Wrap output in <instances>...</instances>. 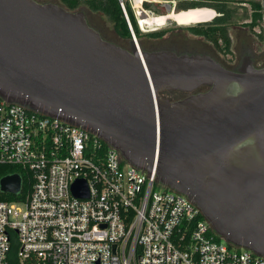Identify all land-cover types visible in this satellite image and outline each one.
Segmentation results:
<instances>
[{"label": "water", "instance_id": "1", "mask_svg": "<svg viewBox=\"0 0 264 264\" xmlns=\"http://www.w3.org/2000/svg\"><path fill=\"white\" fill-rule=\"evenodd\" d=\"M172 91L188 95H163ZM0 98L100 137L186 196L219 237L264 257V66L244 56L230 69L207 53L144 50L132 38L126 48L83 9L0 0ZM21 184L6 175L0 191ZM71 191L88 196L82 179Z\"/></svg>", "mask_w": 264, "mask_h": 264}, {"label": "built area", "instance_id": "2", "mask_svg": "<svg viewBox=\"0 0 264 264\" xmlns=\"http://www.w3.org/2000/svg\"><path fill=\"white\" fill-rule=\"evenodd\" d=\"M154 1L119 0L137 45L126 5L145 31L155 16L142 5ZM0 163L18 165L30 183L21 199L0 200V264H264L219 237L154 171L79 126L2 98ZM77 179L87 197L73 195Z\"/></svg>", "mask_w": 264, "mask_h": 264}, {"label": "flooded vegetation", "instance_id": "3", "mask_svg": "<svg viewBox=\"0 0 264 264\" xmlns=\"http://www.w3.org/2000/svg\"><path fill=\"white\" fill-rule=\"evenodd\" d=\"M246 1L251 8V19L250 21H243L241 25L232 24L235 8V6L233 5L235 4V2L233 0H170L169 2H164L168 5V12H166L165 9L163 10V13L168 15L164 17H167L168 25H166V29L160 36L152 33L150 36H148L149 40H140V42L138 41V43L144 50L166 48L172 49L177 53H207L214 57L223 66L230 69H237L238 67H240L243 64L244 56H247L250 61L253 62V64L256 66H264V26L261 18L256 19L255 24L251 25L254 21V13L257 12L252 8V1L256 0ZM202 2L205 4L199 5ZM238 3L244 4V2L242 1H239ZM180 5H194L193 7H201L205 9L207 8L215 12L216 14L214 17L219 18V20L213 18L210 19L207 23H201L199 25L195 24L190 27L177 26L174 24L177 19L174 17L170 18V16H172L170 15V12L173 13L177 8H179ZM190 6L187 9L193 8ZM194 10L195 9L182 11L192 13L194 12ZM209 10H206L208 14H205V17H209L211 15V11ZM164 18L159 19L161 24L164 22ZM204 19L205 18L197 19L196 16H193V18L190 19L188 23L200 22ZM200 27H204L206 29L210 27L215 29V31L218 33H220V30L223 29L226 37L228 38V44L224 43L222 38H220L218 42H215L211 38L209 39L205 34L198 33L197 29ZM256 27H259V30H254ZM230 28H233V31L235 30L234 33H232L233 37L231 36ZM99 30L104 38L128 48L129 39L122 38L116 35L117 40H113L108 36L106 32L103 31V29L102 31L101 29ZM159 37H163V44H159ZM199 90L202 89L200 88L196 91ZM163 95L168 97L170 100H175L178 98H182L188 94L180 91H172L164 92Z\"/></svg>", "mask_w": 264, "mask_h": 264}, {"label": "trees", "instance_id": "4", "mask_svg": "<svg viewBox=\"0 0 264 264\" xmlns=\"http://www.w3.org/2000/svg\"><path fill=\"white\" fill-rule=\"evenodd\" d=\"M62 5H64L66 8L74 10L77 9L79 6H86L89 10L92 11H100L106 17L112 24L113 31L115 34L122 38L131 39V32L128 27L126 18L124 16V13L122 11V8L120 6L119 0H59ZM205 3H200L199 5H204ZM198 5V6H199ZM153 7V5H151ZM190 5H180L179 8L187 9ZM194 5H191L190 7H193ZM127 12L129 15V18L131 20V24L134 30V33L136 36L141 37L142 31L139 30L138 25L134 19L133 13L126 5ZM252 8L256 10L257 12L254 13V21L251 25L255 24L256 19L261 18V5L260 1H252ZM147 9L151 12L152 8L147 7ZM192 10V9H190ZM158 12V11H157ZM154 13V12H153ZM211 13V12H210ZM203 14L202 11L194 10V12L191 13V18L195 15ZM205 16H196L197 19H203ZM209 18V17H208ZM216 17H214L215 19ZM216 20H219V18H216ZM221 32L218 33L213 28H204L200 27L197 29L198 33L205 34L209 39L211 38L215 42H218L220 38L224 41V43L228 44V38L225 35L224 30H220ZM163 31H157L154 32L157 36H160ZM152 33H149L147 36H150ZM18 173L22 178V188L21 192L17 195L10 194V193H3L0 191V200H19L21 199L24 194L29 190L30 183L27 181V174L25 171H23L18 165L14 164H1L0 163V179L6 175ZM15 250V246L12 247V253ZM12 264H17V262H12Z\"/></svg>", "mask_w": 264, "mask_h": 264}, {"label": "rangeland", "instance_id": "5", "mask_svg": "<svg viewBox=\"0 0 264 264\" xmlns=\"http://www.w3.org/2000/svg\"><path fill=\"white\" fill-rule=\"evenodd\" d=\"M50 1L60 3L59 0H50ZM169 1L170 0H155L154 2H144V4L142 6L146 9H147V7H149V8L151 7L152 11L154 12L155 18H152V21L149 23V25H151V26H149L148 29H146L145 31H142L141 37L136 36L137 40L139 42H140V40H143V41H146V39L149 40V38L147 36L149 33H154L157 31H164L166 29L165 27H167L166 25H168L167 24V18H165L166 20L162 24H161L159 19H163L165 16H168V15L163 13V10L165 9V3L164 2H169ZM233 1L235 2V4H233L235 6V8H234V13H233L232 24L241 25V23L243 21L244 22L250 21V19H251V17H250L251 8L247 4V1L246 0H233ZM239 1L244 2V4L238 3ZM127 5L129 7V4H127ZM151 5H153V7ZM77 9H83L84 11H86L91 24H93L97 28L101 29V31L103 29V31L106 32L108 34V36L110 38H112L113 40H117V36H116L115 32L113 31L112 24L108 20L106 15H104L100 11L89 10L86 6H82V5L79 6ZM190 9H195V10L196 9H202L199 11H202L203 14L202 15L199 14V15H195V16H205V14H208L206 10H209L207 8L205 9V8H201V7H193ZM190 9L177 8L173 13L170 12V15H176L179 13V17H177V18H179L180 20H176V22L174 24L177 26H180V27H190V26L195 25V24L199 25L201 23H207L210 19H213L215 14H216L212 10H209V11H211V13H210L211 15L209 16V18H208V16H206V17H204L205 19L203 21L189 22L188 23L189 19H192L191 18L192 15H191V13H188L186 11L190 10ZM182 10H186V11L183 12ZM152 23L153 24L157 23V25L152 26L153 25ZM254 30H259V27H256ZM234 31H233V28H230L231 36H232V33H234ZM158 41H159V44H163V37H159ZM233 42H234V39H233Z\"/></svg>", "mask_w": 264, "mask_h": 264}, {"label": "bare ground", "instance_id": "6", "mask_svg": "<svg viewBox=\"0 0 264 264\" xmlns=\"http://www.w3.org/2000/svg\"><path fill=\"white\" fill-rule=\"evenodd\" d=\"M171 17H174V18H176L177 20H180L179 18H177V17H179V14H178V15H172V16H170V18H171ZM164 19H165V18H164ZM189 20H190V19H189ZM151 21H152V20H150V19L147 20L148 23H150Z\"/></svg>", "mask_w": 264, "mask_h": 264}]
</instances>
